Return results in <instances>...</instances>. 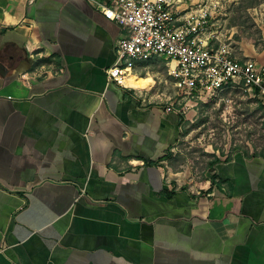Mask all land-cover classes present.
Segmentation results:
<instances>
[{"label":"crops","instance_id":"crops-1","mask_svg":"<svg viewBox=\"0 0 264 264\" xmlns=\"http://www.w3.org/2000/svg\"><path fill=\"white\" fill-rule=\"evenodd\" d=\"M122 31L93 0H0V264H264V152L180 162L156 80L108 78Z\"/></svg>","mask_w":264,"mask_h":264},{"label":"built area","instance_id":"built-area-1","mask_svg":"<svg viewBox=\"0 0 264 264\" xmlns=\"http://www.w3.org/2000/svg\"><path fill=\"white\" fill-rule=\"evenodd\" d=\"M93 2L123 28L116 41V61L107 68L110 80L123 84L128 75L135 74L138 63L163 58L175 88V95L162 99L168 111L184 116L199 100L233 86L264 98V64L252 58H236L226 43L216 41L213 10L205 2Z\"/></svg>","mask_w":264,"mask_h":264},{"label":"rangeland","instance_id":"rangeland-1","mask_svg":"<svg viewBox=\"0 0 264 264\" xmlns=\"http://www.w3.org/2000/svg\"><path fill=\"white\" fill-rule=\"evenodd\" d=\"M212 10L217 42L226 43L232 55L252 58L264 64V0H195ZM163 58L147 61L138 71L144 79L138 90L150 91L155 99L175 95L172 78ZM148 73H151L148 75ZM184 115L187 120L179 142L181 161L201 175L208 163L219 155L264 152V98L243 87H230L217 95H208Z\"/></svg>","mask_w":264,"mask_h":264},{"label":"bare ground","instance_id":"bare-ground-1","mask_svg":"<svg viewBox=\"0 0 264 264\" xmlns=\"http://www.w3.org/2000/svg\"><path fill=\"white\" fill-rule=\"evenodd\" d=\"M138 75L133 74V75H128L124 79V83L128 86L136 87L137 85H140L143 80L137 79Z\"/></svg>","mask_w":264,"mask_h":264},{"label":"trees","instance_id":"trees-1","mask_svg":"<svg viewBox=\"0 0 264 264\" xmlns=\"http://www.w3.org/2000/svg\"><path fill=\"white\" fill-rule=\"evenodd\" d=\"M257 1L259 2L260 0H257ZM215 161H217V158L212 160L210 163H214Z\"/></svg>","mask_w":264,"mask_h":264}]
</instances>
